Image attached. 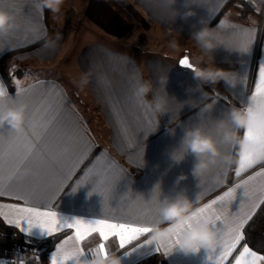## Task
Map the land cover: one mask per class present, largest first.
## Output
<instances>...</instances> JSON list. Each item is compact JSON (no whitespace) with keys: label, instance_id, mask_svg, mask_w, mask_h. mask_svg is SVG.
Here are the masks:
<instances>
[{"label":"crops","instance_id":"crops-1","mask_svg":"<svg viewBox=\"0 0 264 264\" xmlns=\"http://www.w3.org/2000/svg\"><path fill=\"white\" fill-rule=\"evenodd\" d=\"M116 1L132 18L139 17L143 29L154 30L155 34L149 35L153 37L143 40L134 20L130 21L108 0H64L60 12L55 14L41 8L39 0H0V9L17 21L16 27L0 38V83L7 92V97L0 98V105L27 106L24 129L19 133L28 134L27 138H16L17 131L10 130L15 142L4 141L0 191L9 194L0 196V204L46 205L42 210L56 211L69 220L115 218L163 226L155 223L161 218L159 210L147 217L140 215L145 199H174L183 193L202 207L249 176L264 171L261 161L237 177L238 163L221 162L196 177L192 172L194 155L188 154L178 164L171 158L185 127L199 125L219 140L215 121L231 107L250 103L259 66L264 63V18L253 13L242 16L228 0H176L174 5L170 0ZM254 1L259 7L260 0ZM186 11L195 15L185 19ZM221 21L225 22L223 27ZM205 26L215 28L225 38L228 48L221 46L212 55L217 67L238 74L237 87H229L223 81L201 85L192 69L179 64L185 55L189 60L200 58L201 67L212 64L210 54L203 53L190 39L194 31ZM245 39L251 50L248 55L237 51ZM154 40L163 43L167 51L162 45L153 44ZM25 47L31 48L5 56ZM13 58L36 66L17 72L15 67L5 65L7 59ZM136 77L153 84V95H163L165 90L174 98L168 114L159 118L158 126L153 113L134 96ZM161 77H167L164 88ZM141 103L144 107H139ZM207 104L213 107L202 111ZM33 128L38 138L32 135ZM170 128L175 129L174 134ZM221 149L232 155L236 152L231 145L222 144ZM29 152L23 163L15 157L16 153L23 157ZM181 174L186 179L177 185ZM157 183L160 188L153 191ZM255 183L251 182L250 187H255ZM77 184L83 186L73 192ZM97 191L104 192V197ZM242 192L237 190L229 213L244 199ZM115 193L119 200H113ZM16 195L29 197L32 203L25 205ZM259 201L257 193L246 201L245 210L252 203L260 206ZM0 217L7 223L3 215ZM10 226L22 232L15 225ZM62 232L65 234L48 251L46 264H50V254L56 246L73 234L72 229ZM150 237L151 233L146 234L122 250L113 238L106 247L121 256ZM26 238L40 243L51 237L40 239L39 230L35 229L34 236ZM100 242L98 234H93L82 246L87 252ZM240 250L238 246L233 257ZM145 251L148 250L121 256L122 264H215V254L204 249L187 255L173 249L167 257L163 249L146 256ZM12 256L29 264H41L39 257L21 249L0 256V264ZM233 257L226 264H234Z\"/></svg>","mask_w":264,"mask_h":264},{"label":"clouds","instance_id":"clouds-1","mask_svg":"<svg viewBox=\"0 0 264 264\" xmlns=\"http://www.w3.org/2000/svg\"><path fill=\"white\" fill-rule=\"evenodd\" d=\"M64 0H39V6L50 10L52 13H59ZM174 5L176 0H170ZM179 15V13H178ZM195 15L193 11H186L183 17L186 19ZM16 27L15 17L6 10L0 9V36H5ZM198 48L205 54H210L213 61L209 66H200V58H197L196 65H193V73L201 85H216L223 81L229 87L235 88L239 83L238 74L234 71L225 70L215 65L213 51L219 47L228 48L225 38L216 31L215 28L205 26L194 31L190 37ZM183 67V65H181ZM136 87L134 96L138 101L144 103L153 113L157 120L168 114L171 99L164 90L163 95H153V84L136 77ZM167 77L160 78V84L164 88ZM207 95V93H204ZM213 104L205 105L202 111L209 110ZM26 108L24 104L18 106L0 105V127L5 125L11 129L22 132L26 120ZM216 130L220 139L205 132L204 128L197 125L184 128V134L179 145L171 153V158L175 163H180L188 154L196 158V163L192 169L193 175L201 177L206 174L211 167L223 162L226 165L240 163L242 155H250L257 161H264V144L247 136L249 132L264 133V111L249 110V106L231 107L227 113L215 121ZM174 134L175 129L170 128ZM231 145L235 147V155L222 151L221 145ZM186 176L181 174L176 180L178 185L185 180ZM160 188L157 183L153 189ZM200 207L196 206L192 200L183 193L177 194L174 199L165 198L160 201L159 213L162 225L152 226L151 237L159 244L174 242V249H178L184 254H197L201 249L212 252L216 248L217 232L213 225L217 222L214 214L209 211L207 214L197 216ZM79 264H122L121 256L114 253L92 255L82 259Z\"/></svg>","mask_w":264,"mask_h":264},{"label":"snow or ice","instance_id":"snow-or-ice-1","mask_svg":"<svg viewBox=\"0 0 264 264\" xmlns=\"http://www.w3.org/2000/svg\"><path fill=\"white\" fill-rule=\"evenodd\" d=\"M17 23V21L15 20ZM225 24L221 21V26ZM245 36H247V30H245ZM3 36H0L2 38ZM241 54L248 55L251 53L249 43L247 39L241 47L237 49ZM183 67L193 69V65L187 56L179 61ZM244 74V73H243ZM242 74V75H243ZM7 97V92L0 83V98ZM249 110L264 111V63L259 66V78L255 85V91L251 94L250 103L248 104ZM139 107H144L141 103ZM10 130H13L7 125L0 127V163L4 161V141L7 140L9 144L14 143L15 139L10 136ZM32 135L37 136L36 129H32ZM247 136L255 139L257 142L264 144V133L262 132H249ZM23 136L27 138V133L16 132V138ZM30 152L23 157H19L16 153L15 157H18L23 163L27 160ZM261 161L255 160L250 155H242L240 157L239 166L235 169V176L239 177L242 173L252 168L254 165L259 164ZM19 171V169H17ZM251 182H256L255 187H250ZM82 184H77L72 188L75 192ZM242 189L243 200L239 203L238 208L235 211L229 213V206H232L233 202L237 198V190ZM102 197L105 193L97 191ZM260 195V203H264V171L256 172L255 175L249 176L248 179L236 184L235 187L229 188L222 195L213 199L210 203L204 204L200 207L197 216H202L211 211L216 217V223L213 225L214 230L218 233L216 248L212 251L215 254V264H226L229 262V258L233 257V253L237 250L238 246H241V250L237 255L233 257L234 264H261L264 261V255L257 254L249 245L243 241L246 240L243 229L245 225L251 220L252 214L259 206L258 203H252L249 210H245L246 201H250L256 194ZM9 193L0 191V196H4ZM16 199H23L25 205L32 203L29 197L23 195H16ZM113 200H119V196L114 194ZM112 200V201H113ZM161 200V198H160ZM153 201H156L153 204ZM219 206V208L215 206ZM47 208L43 206H18L13 204H0V215H3L5 220L10 225H15L20 228L22 232L26 234V237H33L34 230H39V238L52 237L55 233L62 232L65 229H72L73 234L68 236L67 239L58 244L55 251L50 254V264H79L81 259L89 258L92 255H98L101 253L108 254L109 250L106 247V242H110L113 238L118 240L119 249H125L127 246L132 245L134 241H138L146 234H150L152 226L133 222L124 221L120 219L109 220L107 218H99L92 220H83L74 218L69 220L65 217L57 215L56 211L42 210ZM160 208V201H157L155 196L150 199H145V208L141 209L140 215L142 217L149 216L154 210L158 211ZM140 217H138L139 219ZM155 223H162V219H158ZM93 234H98L101 242L95 249H86L82 246L83 243L91 237ZM149 249V246H153ZM163 249L164 255L167 257L174 249V242L165 244H159L152 239H146L143 243L132 247L129 251H124L121 256H127L134 252L145 251L146 255L154 253H160ZM212 256H208V259H212Z\"/></svg>","mask_w":264,"mask_h":264},{"label":"trees","instance_id":"trees-1","mask_svg":"<svg viewBox=\"0 0 264 264\" xmlns=\"http://www.w3.org/2000/svg\"><path fill=\"white\" fill-rule=\"evenodd\" d=\"M108 1L130 21L134 20L116 0ZM228 3L229 5L237 8L242 16H247L248 14L253 13L261 19L264 18V0H260L261 4L259 7L254 0H228ZM134 26L138 28L139 24L134 22ZM29 48L31 47L11 50L7 52L5 56ZM243 231L246 236V240L244 242H246L249 247L256 252L264 255V203H261L259 208L253 214L251 220L245 225ZM64 234L65 232H62L40 243H33L27 240L22 232L14 229L0 217V256H4L14 247H18L21 250H27L30 252L38 250L40 253L39 260L41 264H46L48 251L51 249L54 242Z\"/></svg>","mask_w":264,"mask_h":264},{"label":"rangeland","instance_id":"rangeland-1","mask_svg":"<svg viewBox=\"0 0 264 264\" xmlns=\"http://www.w3.org/2000/svg\"><path fill=\"white\" fill-rule=\"evenodd\" d=\"M134 19V22L137 24H139V27H138V29H139V31H141V35H142V38H143V40H147L149 37H153V35L152 36H149L150 34H155V31L154 30H149V31H146L147 29H143V22L139 19V17H136V19L135 18H133ZM143 43H145L144 41H143ZM153 44L154 43H156L155 45H162L163 43H161L160 42V44H157L158 42H155V40L152 42ZM163 46V51H167V48H165L164 47V45H162ZM169 47H170V45H169ZM152 49H153V47H152ZM190 62H191V64L193 65H196V63H197V60L196 59H194L193 57H191V60H190ZM199 63L201 64V62L199 61ZM5 65H11L12 67H15V70H17V72L19 71H21V72H25V71H27L28 69H26L27 67H30V69L31 68H33V67H35L36 66V64L35 63H33V62H31V61H27V60H22V61H19L18 59H16V58H13V59H7L6 60V62H5ZM201 66V65H200ZM15 248V247H14ZM14 248L12 249V252H14V251H17L19 248L18 247H16L17 249L16 250H14ZM8 259H17L15 256H12V257H9ZM7 259V260H8Z\"/></svg>","mask_w":264,"mask_h":264},{"label":"built area","instance_id":"built-area-1","mask_svg":"<svg viewBox=\"0 0 264 264\" xmlns=\"http://www.w3.org/2000/svg\"><path fill=\"white\" fill-rule=\"evenodd\" d=\"M16 249L17 248L15 247L14 250H16ZM32 254L34 257L38 258L40 253L38 250H34L32 252ZM4 264H29V263L22 261V260H19V259H8V260H6V262Z\"/></svg>","mask_w":264,"mask_h":264},{"label":"water","instance_id":"water-1","mask_svg":"<svg viewBox=\"0 0 264 264\" xmlns=\"http://www.w3.org/2000/svg\"><path fill=\"white\" fill-rule=\"evenodd\" d=\"M185 56H186V55H185ZM185 56H183L182 58H184ZM187 57H188V56H187ZM182 58H181V59H182ZM188 58H189V57H188Z\"/></svg>","mask_w":264,"mask_h":264}]
</instances>
